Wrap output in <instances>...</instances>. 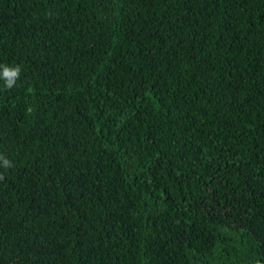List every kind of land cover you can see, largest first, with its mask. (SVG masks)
<instances>
[{"label": "trees", "instance_id": "obj_1", "mask_svg": "<svg viewBox=\"0 0 264 264\" xmlns=\"http://www.w3.org/2000/svg\"><path fill=\"white\" fill-rule=\"evenodd\" d=\"M0 66V264H264V0H0Z\"/></svg>", "mask_w": 264, "mask_h": 264}, {"label": "clouds", "instance_id": "obj_2", "mask_svg": "<svg viewBox=\"0 0 264 264\" xmlns=\"http://www.w3.org/2000/svg\"><path fill=\"white\" fill-rule=\"evenodd\" d=\"M3 67L2 73H0V78H2L5 82V88H12L15 80L19 76L20 68L15 67V68H9L6 66H0ZM5 166H9L8 161L5 160Z\"/></svg>", "mask_w": 264, "mask_h": 264}]
</instances>
